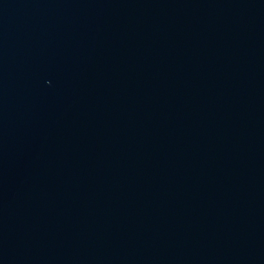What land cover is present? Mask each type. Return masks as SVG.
Instances as JSON below:
<instances>
[{"label": "water", "instance_id": "obj_1", "mask_svg": "<svg viewBox=\"0 0 264 264\" xmlns=\"http://www.w3.org/2000/svg\"><path fill=\"white\" fill-rule=\"evenodd\" d=\"M0 264H264V0H0Z\"/></svg>", "mask_w": 264, "mask_h": 264}]
</instances>
